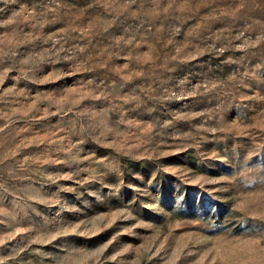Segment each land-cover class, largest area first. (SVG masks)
<instances>
[{
	"label": "rangeland",
	"instance_id": "rangeland-1",
	"mask_svg": "<svg viewBox=\"0 0 264 264\" xmlns=\"http://www.w3.org/2000/svg\"><path fill=\"white\" fill-rule=\"evenodd\" d=\"M0 264H264V0H0Z\"/></svg>",
	"mask_w": 264,
	"mask_h": 264
},
{
	"label": "trees",
	"instance_id": "trees-1",
	"mask_svg": "<svg viewBox=\"0 0 264 264\" xmlns=\"http://www.w3.org/2000/svg\"><path fill=\"white\" fill-rule=\"evenodd\" d=\"M151 160L146 158H132L128 156H121V169L124 176L130 174V171L134 169L143 168L144 164H149ZM153 161V160H152ZM187 187L183 196V204L178 206V213L183 215H195L198 213H210L213 217L218 218L222 213L228 210V205L224 200L220 199H210V201L205 202L203 196L195 199L190 196V185H185Z\"/></svg>",
	"mask_w": 264,
	"mask_h": 264
}]
</instances>
